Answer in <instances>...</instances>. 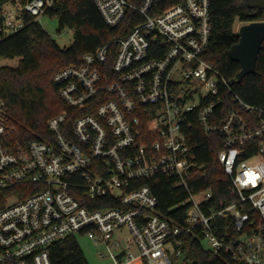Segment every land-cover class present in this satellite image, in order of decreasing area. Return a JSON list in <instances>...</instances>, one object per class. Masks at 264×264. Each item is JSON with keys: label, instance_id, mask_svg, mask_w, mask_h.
<instances>
[{"label": "built area", "instance_id": "2783aa9c", "mask_svg": "<svg viewBox=\"0 0 264 264\" xmlns=\"http://www.w3.org/2000/svg\"><path fill=\"white\" fill-rule=\"evenodd\" d=\"M57 1L0 0V44ZM170 1L93 0L108 26H134L54 75L67 110L46 137L18 135L0 94V264H52L50 247L79 233L115 264H180L186 236L231 264H264V107L205 60L212 0ZM214 135L222 198L199 188V138ZM159 175L186 191L172 208L184 223L158 213Z\"/></svg>", "mask_w": 264, "mask_h": 264}, {"label": "trees", "instance_id": "16d2710c", "mask_svg": "<svg viewBox=\"0 0 264 264\" xmlns=\"http://www.w3.org/2000/svg\"><path fill=\"white\" fill-rule=\"evenodd\" d=\"M48 15L58 19L59 32L73 31L74 42L69 48L62 49L39 22L32 19L25 29L0 44V59L17 60L16 66L0 67V94L7 103L18 135L27 140L46 137L48 120L67 110L53 82L54 75L68 66L80 64L86 54L97 48L124 38L134 26L129 19L117 27L108 26L93 0H58ZM211 16L213 34L205 60L222 73L245 102L264 107V43L255 72L241 82L235 81L241 65L228 55L239 41L237 25L264 21V9L251 8L245 0H212ZM113 48L116 50V46ZM112 60L110 56L109 65ZM231 108L232 104L224 101L218 110L221 118ZM219 150L218 135L199 138V160L208 170L207 176H201L199 188L212 187L222 198L226 180L217 161ZM219 178H222L221 182ZM149 185L159 201L158 213L184 223V209L172 208L187 198L186 191L165 175L157 176ZM9 194L12 196L14 192ZM4 206L3 203L0 208ZM184 240L185 252L180 264H231L228 259L208 252L201 241L192 240L190 236ZM50 258L52 264H88L76 235L52 245ZM132 264L147 262L139 258Z\"/></svg>", "mask_w": 264, "mask_h": 264}, {"label": "water", "instance_id": "95a60500", "mask_svg": "<svg viewBox=\"0 0 264 264\" xmlns=\"http://www.w3.org/2000/svg\"><path fill=\"white\" fill-rule=\"evenodd\" d=\"M251 8L264 9V0H245ZM238 43L228 52L232 61L241 65L235 81L241 82L256 70L258 57L264 43V21L244 24L237 31Z\"/></svg>", "mask_w": 264, "mask_h": 264}, {"label": "rangeland", "instance_id": "374dc122", "mask_svg": "<svg viewBox=\"0 0 264 264\" xmlns=\"http://www.w3.org/2000/svg\"><path fill=\"white\" fill-rule=\"evenodd\" d=\"M38 22L62 49L69 48L73 44V31L71 29H65L62 32H59V22L57 18H52L49 15H45L42 16ZM241 26L243 25L239 23L236 27V30L238 31ZM16 65L17 60L0 59V67ZM76 238L85 253L88 264H115L114 261L108 256L104 244L96 243L88 235L81 233L77 234ZM133 252L137 254L138 250L134 247ZM101 254L106 255L104 257H100Z\"/></svg>", "mask_w": 264, "mask_h": 264}]
</instances>
